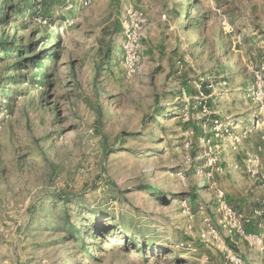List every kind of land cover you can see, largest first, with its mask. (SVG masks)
<instances>
[{"label": "rangeland", "instance_id": "374dc122", "mask_svg": "<svg viewBox=\"0 0 264 264\" xmlns=\"http://www.w3.org/2000/svg\"><path fill=\"white\" fill-rule=\"evenodd\" d=\"M3 36L0 264H264V0H0Z\"/></svg>", "mask_w": 264, "mask_h": 264}, {"label": "trees", "instance_id": "16d2710c", "mask_svg": "<svg viewBox=\"0 0 264 264\" xmlns=\"http://www.w3.org/2000/svg\"><path fill=\"white\" fill-rule=\"evenodd\" d=\"M16 15H18V11L16 7H13ZM17 18V17H15ZM2 25H5L6 23H8L7 20L2 19L1 20ZM29 45L26 46V48L22 49L21 51H18L19 46L17 45H13L12 42L8 39V37H2L0 38V64H4V62L9 61V65H5L4 66V70L7 72L6 73V77L3 79L5 81H12L14 78L15 72H19L25 65V62H31L29 57L27 58H23V54H25V51L29 48ZM12 59H15V61H10ZM43 62L39 63L37 65V76H38V80L36 82L43 83V77H44V72H43ZM2 80V79H0ZM2 87V83H0V89ZM21 93V92H20ZM153 192H157V190H154ZM61 202L65 203L66 205H64L63 207V213H64V217L61 218L60 216V212L59 211H54L53 216H54V230L57 233L60 232H65L68 234L69 237L73 238L74 236H76L77 240L80 241L81 243V248L83 249V253H79L77 257L82 258L83 254L85 256H90L91 252H92V247L90 246V244L86 243V241H84V237H83V233L82 231L79 229V227L74 223V220L72 218V214L69 211V208L67 207V202L63 199L61 200ZM79 209V208H77ZM94 221H97L96 225H94L95 227V231L98 235H100L101 233V229H103V222L99 221V218L96 217L94 219ZM247 231H251L250 229H248ZM68 239V237H66V240ZM141 252L144 253V249H141ZM83 259V258H82ZM81 259V260H82Z\"/></svg>", "mask_w": 264, "mask_h": 264}, {"label": "built area", "instance_id": "2783aa9c", "mask_svg": "<svg viewBox=\"0 0 264 264\" xmlns=\"http://www.w3.org/2000/svg\"><path fill=\"white\" fill-rule=\"evenodd\" d=\"M136 18L137 19V15L136 13H133V12H128L127 15H126V18H125V22H124V28H130V24H132V20ZM164 18V16H163ZM138 21V19H137Z\"/></svg>", "mask_w": 264, "mask_h": 264}]
</instances>
